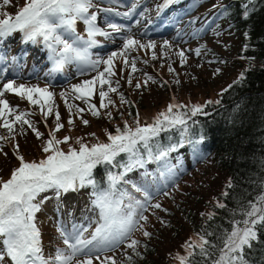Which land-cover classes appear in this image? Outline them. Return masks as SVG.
<instances>
[{
	"label": "snow or ice",
	"instance_id": "1",
	"mask_svg": "<svg viewBox=\"0 0 264 264\" xmlns=\"http://www.w3.org/2000/svg\"><path fill=\"white\" fill-rule=\"evenodd\" d=\"M178 2L179 0H164L163 7ZM253 2L254 0H249V3ZM9 3L10 0H3L4 6ZM138 3L139 0H133L129 10L122 15L131 19ZM91 7L92 0H26L25 6L14 17L0 12V15L5 17L0 19V39L19 31L22 33L24 43L42 41L49 51L54 72L62 71L66 64L73 62L92 70L104 64L106 66L104 71L98 72L92 79L73 85L71 89L75 94L74 98L83 100L92 115L99 117V110L91 103V98L98 84L99 108H108L112 104L108 98L109 93L116 92L119 87L118 82L113 87L109 79L115 75L114 58L123 57L125 66L131 63L132 71L135 72L137 71L135 60L131 62L128 60L129 52L136 48L155 49L156 45L151 41L147 44L141 43L140 40L127 35L123 37L120 52H112L106 60L91 59L89 49L96 45L95 37L110 38L112 34L130 31V28L116 23L107 25L111 32L102 31L96 24L97 15L89 12ZM116 15L121 13L117 12ZM78 20H82L87 26L86 40L76 34L75 25ZM62 32L71 34L73 37L71 41L66 39ZM163 47L167 49L171 45L168 41H164ZM196 54H200V49L196 50ZM177 55L181 64L186 62L184 51L178 52ZM152 58L156 59L155 54ZM3 59L0 57V61ZM169 71H174L171 66ZM147 79L150 80L151 77ZM243 79L242 73L240 80ZM128 82L131 84L130 78ZM140 86V84L136 85L137 88ZM6 93L26 99L31 105H38L45 118L53 113L54 93L48 87L17 85L11 79L3 83L0 88V127L5 128L9 133L8 136H0V141L14 137L16 124L32 128L36 137L40 139L42 134L27 119L29 113L16 114L9 101L4 98ZM120 100L121 103H128L122 94ZM65 103L71 113L74 106L67 104L66 98ZM183 107L175 103L170 104L166 111L161 112L151 123L141 126L137 119L134 128L125 123L123 129L117 128L115 134H108L107 143H97L89 147L78 139L79 149L69 147L67 151L60 146L68 144L71 138L68 136L62 140L56 138L55 133L63 128L59 112H56L55 130L49 133V139L42 149L45 158L38 162L26 161L23 155L18 154L17 146L16 159L19 166L11 172L9 179H0V264H117L114 255L109 256L107 253L114 252L121 245L139 256L140 253L136 249L140 246V241L133 236L135 232H141L145 238H150L151 233L146 230L148 216L145 212L149 208L162 209L160 203H152L159 190L154 192L149 185L133 184L134 191L143 197L137 199L118 185L128 183L125 180L128 172L145 168L146 164L154 161H164L160 172L161 178L171 180L175 176L174 168L167 163V157L170 152L176 151V147L170 146L152 154L150 142L161 131L170 128H179L182 134L187 133L188 119L200 114L203 106L194 105L188 112H174V109ZM83 111V108H77V112ZM108 116L111 117L110 112ZM68 123L71 125L74 121L69 119ZM83 123L87 125L88 121L84 120ZM140 147L149 152L147 160L140 155ZM121 154L128 156L126 162L117 159ZM98 165H110L122 169L118 174L108 172L106 189H99L93 179V170ZM85 186H91L93 189L92 203L94 208L98 209V219L87 226H74L70 232L63 227L58 228L65 247L57 249L53 255L46 257L41 243V233L36 224V214L41 210L44 201L37 202V197L50 189H54L59 196ZM167 186L164 185L165 188ZM163 195L167 196L168 192L163 191ZM223 195L227 196L228 193L225 192ZM217 207L225 208L226 205L218 202ZM213 215L210 214L209 218ZM241 215L242 219L233 220L230 231L224 234L223 246L218 249V256L212 258V249H216L217 245L211 243L205 236H199L195 241L185 244L187 255L177 257L180 264H193V258L196 256L201 258L197 264H206L208 260H211V264H250L247 260V252L257 244H264V240L261 239L264 230V191L255 202H250L246 209L241 210ZM89 232L90 235H86ZM128 259L131 264V257Z\"/></svg>",
	"mask_w": 264,
	"mask_h": 264
},
{
	"label": "trees",
	"instance_id": "2",
	"mask_svg": "<svg viewBox=\"0 0 264 264\" xmlns=\"http://www.w3.org/2000/svg\"><path fill=\"white\" fill-rule=\"evenodd\" d=\"M25 2L14 0L15 8L22 9ZM210 2L219 14L221 27L228 30L226 36H232L231 43L237 45V48L230 51L229 57L220 61L221 66L214 72L219 75L226 64L233 71L208 88L207 92L200 87L188 90L179 87L181 78L176 76V80L171 79L173 73L170 74L165 64H159L153 69L154 72L152 70L153 73L130 78L131 84L128 82L119 86L116 92L109 93L108 98L112 104L108 108H99L100 97L97 94L98 102L93 104L99 110V117L93 116L89 109L81 114H68L66 118L63 117L66 114L59 113L63 128L55 135L60 140L65 136L71 138L68 144L60 146L67 151L69 147L79 149L78 139L89 147L107 143L108 134H115L117 128L123 129L125 123L134 128L138 119L140 125L144 126L154 121L173 103L184 106L174 109V112H188L194 105L203 106L200 114L188 119L187 133L182 134L179 128H170L161 131L150 142L152 154L170 146L176 147V151L169 153L167 163L178 157H184L188 162L193 153L200 156L201 161L199 165L189 163L181 177L174 176V185L169 187L168 195L157 200L162 209L153 211L158 218L151 219L146 225L152 239L145 238L141 232L134 233L133 238L140 241L136 249L140 255H135L125 247L119 252L121 255H115L117 264H129V257L131 264H180L177 257L187 255L184 246L198 238L193 233V227L200 224L205 229L203 236L217 245L216 249H212V258H215L219 255L223 236L230 231L233 220H241V210L246 209L250 202H255L264 191V0H254L253 3H249V0ZM118 62L116 59L115 63ZM242 73L244 79L240 80ZM137 84L141 86L137 88ZM136 89L140 90L139 94L135 93ZM121 94L128 103H121ZM109 112L111 117L108 116ZM69 119L74 123L70 125ZM84 120L88 121L87 125L83 123ZM55 127L56 120L52 115L47 128H41L35 123V129L42 134L40 139L32 130L34 138L27 141L25 138L19 139L15 134L12 139L1 141L0 179H9L11 172L19 166L16 159L17 146L18 154L23 155L26 161L38 162L45 158L42 149ZM140 155L147 160L149 152L140 147ZM117 159L126 162L128 156L121 154ZM163 165L164 161H154L146 164L145 168L134 169L125 176L128 183H121L118 187L136 198L142 197L134 191L132 185L145 183L150 177L148 169L151 168L156 169L155 175L158 177ZM109 171L118 174L122 169L98 165L93 170V179L99 189L108 187ZM146 183L150 184L148 181ZM225 192L227 196L223 195ZM87 193H93L91 186L59 196L54 189H50L41 193L37 202L44 201L42 209L47 204L58 208L61 198H69L71 195L79 197ZM218 202L224 203L226 207L218 208ZM210 214H214L212 218H209ZM169 215H174L175 220H169ZM185 225L191 228L185 229ZM158 234L165 237L164 241L158 238ZM261 239L264 240V230ZM200 259L199 256L194 257L193 264H197ZM247 260L250 264H264V244H257L248 251ZM206 264H211V260Z\"/></svg>",
	"mask_w": 264,
	"mask_h": 264
},
{
	"label": "rangeland",
	"instance_id": "3",
	"mask_svg": "<svg viewBox=\"0 0 264 264\" xmlns=\"http://www.w3.org/2000/svg\"><path fill=\"white\" fill-rule=\"evenodd\" d=\"M210 1L179 0L178 3L171 4L169 8L163 9L164 0H139L135 13L131 19H128L122 14L129 10L133 0H92V7L89 12L91 11L90 14L95 13L97 15L96 24L99 29L111 32L107 25L116 23L125 26V28H130V31L112 34L110 38L95 37L97 43L89 49L90 57L93 60H106L112 52H120L123 37L131 35L144 44L149 41L154 42L156 47L155 49L136 48L129 52L128 60L130 62L135 60L137 69L135 72L132 71L131 63L125 66L123 57L114 58L113 70L115 75L109 77L112 81V86L117 82L119 86H123L128 83L129 78L143 77V75L153 73V69L157 68L159 64H165L167 68L171 66L174 70L170 72V74L173 73L171 79L176 80V76L181 78L182 82L179 87L187 90L193 87H200L204 92H207L208 88H211L233 71L225 63L226 66L223 72H220L219 75L214 72L217 67L221 66L220 61L229 57L230 51L237 48V45L231 43L232 36H226L228 30L221 27L219 14L215 11V6ZM15 7L14 0H10L7 6H4L3 0H0V12L2 13H7L14 17L21 10L20 7L18 9ZM117 12L121 13V15H116ZM3 18L5 17L0 15V19ZM163 29L169 30L168 33L158 35L157 32L163 31ZM75 30L81 36H83L82 32L84 31L86 34L84 39L88 38L87 26L82 20L76 22ZM61 34L69 41L73 38L71 34L63 32ZM164 41H168L171 47L165 49L163 47ZM197 49H200L199 55L196 54ZM180 51H184L186 56V62L183 64H181L180 57L177 55ZM153 54H155L156 59L152 58ZM0 57L4 58L0 61V64H2L0 66V88H2L3 83L10 79L14 80L17 85L48 87L54 93L52 115L55 116L56 112H62V114L67 115L63 116L64 118L68 117V114H81V112H77V108H83V112L88 110V105L83 100L74 98L75 94L71 91L72 86L84 80L92 79L98 72L104 71L106 67L104 64H100L96 70H92L87 66L73 62L66 64L62 73L57 74V72L52 71L53 65L49 59V51L41 46L39 42L24 43L22 33L19 35V31L0 39ZM116 59L120 63H115ZM23 69H25L26 74H21ZM9 70H13V72L7 73ZM165 79L167 80V78ZM104 90H107V85ZM99 91L100 88L97 84L91 98L92 104L98 102L97 94H99ZM135 93L139 94L140 90L136 89ZM62 94L65 95L62 96ZM4 98L9 101L16 114L29 113L27 119L32 122L34 128L35 123H38L41 128L48 127L52 115L45 118L38 105H31L26 99L12 93H6ZM65 98L67 99V104L74 106L71 113L66 106ZM8 135L7 130L0 127V136ZM15 135L19 139L25 138V141L34 138L32 128L22 124L15 125ZM186 160L184 157H178L168 163L174 168L175 176L181 177V173L185 171V167L189 163L199 165L201 161L200 156L194 153L191 154L188 162ZM149 170L150 177L146 179V182L148 181L150 184L145 182L136 183L135 185L148 184L154 192L159 190L152 200V203H158L157 200L166 197L163 195V191H168L169 187L174 185L175 177L171 180H166L161 178L160 175L158 177L155 175V168ZM165 184L168 185L166 188L164 187ZM71 196L69 198H61L60 208L47 204L46 207L41 208L39 214H36V223L39 225L41 243L46 257L53 255L57 249L65 247L58 228L63 227L70 232L74 226H87L90 222L98 219V209L94 208L92 203L93 194L87 193L79 197ZM142 198L138 197L137 199ZM153 211L159 210L149 208L145 212V215L148 216V221L151 219L157 220L158 217L154 216ZM175 213L177 214V211ZM168 219L173 221L175 217L174 215H169ZM94 226L93 224L92 227L94 228ZM173 226L177 227L176 225ZM184 227L185 229L191 228L188 225ZM193 233L198 237L205 235L203 225L200 224L193 227ZM86 235H90V232ZM158 238H161L162 241L165 239L160 234H158ZM150 239L152 238L150 237ZM124 248L125 246L121 245L114 252H109L107 255H114V257L118 254L121 255L119 252Z\"/></svg>",
	"mask_w": 264,
	"mask_h": 264
},
{
	"label": "bare ground",
	"instance_id": "4",
	"mask_svg": "<svg viewBox=\"0 0 264 264\" xmlns=\"http://www.w3.org/2000/svg\"><path fill=\"white\" fill-rule=\"evenodd\" d=\"M2 64H0V66H1ZM16 67V66H15ZM11 72H13V70H9V72H7V73H11ZM16 72V71H15ZM4 73V72H3ZM19 73V72H18ZM21 74H26V71H25V69H23L22 71H21Z\"/></svg>",
	"mask_w": 264,
	"mask_h": 264
}]
</instances>
